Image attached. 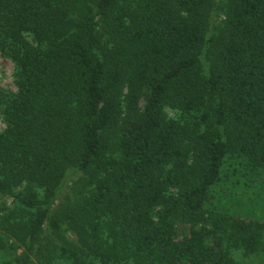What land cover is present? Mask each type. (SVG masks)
Returning <instances> with one entry per match:
<instances>
[{"label":"trees","instance_id":"1","mask_svg":"<svg viewBox=\"0 0 264 264\" xmlns=\"http://www.w3.org/2000/svg\"><path fill=\"white\" fill-rule=\"evenodd\" d=\"M214 9L0 0L18 87L0 89V201L15 199L0 264L6 241L32 251L46 230L66 264H236L230 250L264 251V219L208 210L224 180L244 200L264 181V0H227L212 32ZM70 170L82 191L54 214Z\"/></svg>","mask_w":264,"mask_h":264},{"label":"rangeland","instance_id":"2","mask_svg":"<svg viewBox=\"0 0 264 264\" xmlns=\"http://www.w3.org/2000/svg\"><path fill=\"white\" fill-rule=\"evenodd\" d=\"M215 9L212 14V19L210 23V30L212 32L217 31V29L223 26L225 20V6L227 0H214ZM0 89L17 93L18 87L16 83V66L8 58L2 57L0 54ZM145 102H142V107H144ZM166 114L169 119L180 121L182 117L181 111L173 107L166 108ZM7 128L5 118L0 112V133L4 132ZM231 179V178H229ZM224 180L221 187L217 188L215 196L212 198L211 203L208 205V210L211 214H225L228 209L233 215L242 214L252 218H262L264 219V181L263 180H252L249 181L252 185L256 187L255 191H250L252 198L248 200L238 199L241 195V190H234L232 188L231 180ZM82 175L76 170H70L67 173L66 179L64 181L61 194L59 195L54 207L53 213L58 214L62 206H70L75 202L76 196H80ZM23 189L16 190L15 194H21ZM259 195V196H258ZM256 196L259 199L253 200ZM6 206L0 201V216H3L5 208L14 207V198L6 199ZM201 228V227H199ZM67 238L73 241L72 236L68 233ZM59 242L54 238V236L46 230L45 234L35 243L33 250L29 251L22 248L19 243L15 240H8L5 243L6 250L4 251L2 258L7 261L8 264H16L17 254L19 256H27L32 264H66L65 259L61 257L59 251H55L54 247L58 246ZM43 252V253H41ZM231 258L236 264H264V251L261 254H254L247 256L240 250H230ZM42 254L45 257H42Z\"/></svg>","mask_w":264,"mask_h":264}]
</instances>
